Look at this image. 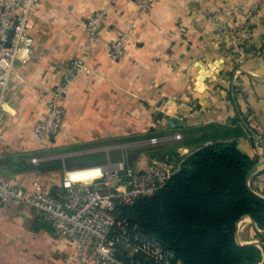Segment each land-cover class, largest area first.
<instances>
[{
  "label": "crops",
  "instance_id": "0c3cea01",
  "mask_svg": "<svg viewBox=\"0 0 264 264\" xmlns=\"http://www.w3.org/2000/svg\"><path fill=\"white\" fill-rule=\"evenodd\" d=\"M257 1L157 0L140 12L133 0H41L32 18L27 65L16 61L8 91L0 86V178L24 189L35 182L58 185L59 162L31 163L49 150L62 155L119 140L133 148L129 157L139 167L153 150L169 154L178 167L202 146L234 141L255 160L248 183L264 198V0L250 22L251 34H242L245 55L239 62L228 40L216 37L211 20L217 13L219 21H229L234 10ZM100 10L105 15L91 40L85 24ZM121 35L125 52L114 61L109 42ZM76 59L84 72L71 65ZM56 87L66 88L59 99L63 121L45 142L33 127L45 117ZM177 133L180 139L174 138ZM153 137L159 139L156 145L148 143ZM98 175V168L70 171L75 180ZM237 239L258 247L257 264H264V229L249 216L238 222ZM79 260L95 264L92 247L78 248L55 235L51 223L22 202L0 212V264Z\"/></svg>",
  "mask_w": 264,
  "mask_h": 264
},
{
  "label": "built area",
  "instance_id": "2783aa9c",
  "mask_svg": "<svg viewBox=\"0 0 264 264\" xmlns=\"http://www.w3.org/2000/svg\"><path fill=\"white\" fill-rule=\"evenodd\" d=\"M156 1L133 0L140 12L150 10ZM260 4L261 0H258L247 10H234L226 22L219 21L217 13L211 16L216 37L228 40L236 62L245 55L242 34H251L250 22L258 13ZM40 9L41 0H0V86L3 92L9 89L15 62L21 60L27 65L32 54L30 29L32 18ZM104 15L101 10L88 18L85 29L91 40L97 38ZM130 27L134 29L135 24L131 23ZM125 46V35L110 41V58L114 61L121 58ZM71 65L79 68L82 61L73 60ZM79 71L84 72V68ZM65 93L66 88H56L45 117L34 125L33 133L39 140L50 141L59 132L64 115L59 99ZM246 137L256 140L251 134ZM174 138L180 139L181 135L177 133ZM158 142L156 137L148 140L152 145ZM122 147L118 160L109 159L106 164L94 167L100 174L88 180L73 179L69 174L72 169L65 167L56 186L35 182L24 189L0 178V212L5 213L15 201L22 202L49 221L55 235L78 248L91 246L95 264H174V253L156 238L134 227L122 215V210L132 206L138 198L161 189L179 166L172 165L170 156L151 152L145 154V166L139 167L136 160L124 152L126 146ZM40 161V157L31 158L33 165Z\"/></svg>",
  "mask_w": 264,
  "mask_h": 264
},
{
  "label": "trees",
  "instance_id": "16d2710c",
  "mask_svg": "<svg viewBox=\"0 0 264 264\" xmlns=\"http://www.w3.org/2000/svg\"><path fill=\"white\" fill-rule=\"evenodd\" d=\"M255 164L234 141H214L185 157L161 189L122 215L171 250L174 263L257 264L260 249L237 239L244 216L264 229V198L248 183Z\"/></svg>",
  "mask_w": 264,
  "mask_h": 264
},
{
  "label": "rangeland",
  "instance_id": "374dc122",
  "mask_svg": "<svg viewBox=\"0 0 264 264\" xmlns=\"http://www.w3.org/2000/svg\"><path fill=\"white\" fill-rule=\"evenodd\" d=\"M85 27H86V24H85ZM56 88H54L52 92H50L51 95L54 91H56ZM2 107H3V103L1 102V99H0V115L3 112ZM121 143L123 142L119 140H113L109 142L108 144L104 145V147L103 145L94 144L91 146L83 147V149L79 151H75L73 149L71 150L67 149L65 150V153L62 155H57V154L53 155L51 154L52 150H49L47 153L45 152V154H43V156L40 157L41 158L40 163L43 161V159H47V158L50 160H56L57 162H59L57 163V165L60 166L61 172L64 169V167L67 169H73V170L81 169V168H94L96 166L106 164V162L109 159L111 161L118 160L122 154L123 145ZM132 150L133 148H130V149L128 148V150L124 148V152L127 153L129 156ZM50 156H54V158ZM77 263L83 264L81 260H79ZM68 264H74V263L68 262Z\"/></svg>",
  "mask_w": 264,
  "mask_h": 264
},
{
  "label": "bare ground",
  "instance_id": "6f19581e",
  "mask_svg": "<svg viewBox=\"0 0 264 264\" xmlns=\"http://www.w3.org/2000/svg\"><path fill=\"white\" fill-rule=\"evenodd\" d=\"M98 172H99V170H98ZM70 174V173H69ZM99 174H100V172H99Z\"/></svg>",
  "mask_w": 264,
  "mask_h": 264
},
{
  "label": "water",
  "instance_id": "95a60500",
  "mask_svg": "<svg viewBox=\"0 0 264 264\" xmlns=\"http://www.w3.org/2000/svg\"><path fill=\"white\" fill-rule=\"evenodd\" d=\"M259 141V140H258Z\"/></svg>",
  "mask_w": 264,
  "mask_h": 264
}]
</instances>
